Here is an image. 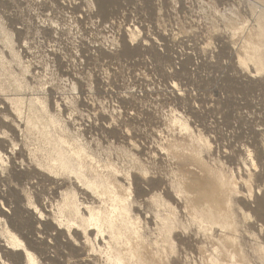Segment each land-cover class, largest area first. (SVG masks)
Masks as SVG:
<instances>
[{
  "label": "rangeland",
  "instance_id": "374dc122",
  "mask_svg": "<svg viewBox=\"0 0 264 264\" xmlns=\"http://www.w3.org/2000/svg\"><path fill=\"white\" fill-rule=\"evenodd\" d=\"M25 249L264 264V0H0V264Z\"/></svg>",
  "mask_w": 264,
  "mask_h": 264
},
{
  "label": "bare ground",
  "instance_id": "6f19581e",
  "mask_svg": "<svg viewBox=\"0 0 264 264\" xmlns=\"http://www.w3.org/2000/svg\"><path fill=\"white\" fill-rule=\"evenodd\" d=\"M231 24V23H230ZM234 24V23H233ZM233 26V25H232ZM237 28V27H236ZM254 37V36H253ZM252 36L250 38H253ZM238 60H242V57L239 55ZM201 190V189H199ZM209 190V189H207ZM205 192V190H204ZM210 192V191H209ZM200 194V193H199ZM198 195V194H197ZM197 198V197H195ZM196 200L198 203H195L197 206L201 207L204 210V216L215 218L217 217L219 222H224L228 218V213L226 209V200L224 196H220L217 191H212L210 193L201 194ZM22 240H19V244L22 246ZM25 257H28L29 264H33L34 258L33 253L25 249Z\"/></svg>",
  "mask_w": 264,
  "mask_h": 264
}]
</instances>
